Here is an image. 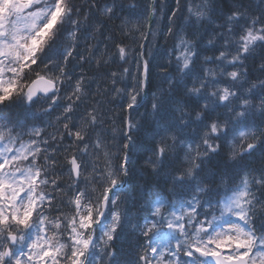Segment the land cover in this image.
Masks as SVG:
<instances>
[{
	"label": "snow or ice",
	"instance_id": "1",
	"mask_svg": "<svg viewBox=\"0 0 264 264\" xmlns=\"http://www.w3.org/2000/svg\"><path fill=\"white\" fill-rule=\"evenodd\" d=\"M220 2L174 0L158 31L148 5L146 29L122 20L116 41L106 21L135 3L90 0L81 19L71 0H0V264H264V0ZM144 171L169 195L140 215Z\"/></svg>",
	"mask_w": 264,
	"mask_h": 264
},
{
	"label": "trees",
	"instance_id": "2",
	"mask_svg": "<svg viewBox=\"0 0 264 264\" xmlns=\"http://www.w3.org/2000/svg\"><path fill=\"white\" fill-rule=\"evenodd\" d=\"M72 4L77 9H82L80 13V18H83V15L88 12V5L90 3V0H71ZM118 2L123 3L125 7L127 8L128 5H131L133 3L136 4V9L134 14H128L127 12L120 14V19H114L111 21H106V27H105V36H111L112 39L116 41H120L123 39V36L121 35L120 28L118 26L121 25V21L128 19L132 22V26H144L145 29L148 26L146 17H147V8L148 5H150V0H118ZM245 4L249 3V0H243ZM239 0H221L219 3V10L227 12L230 8H235L238 6ZM258 3V0H251V4L255 5ZM163 5V11H159L161 6ZM153 6L158 9L157 15L155 20L151 22V28L153 31H158L160 28L166 26L168 24L167 20V14L168 9L171 7H174V0H155L153 3ZM143 14V15H141ZM76 19L77 17H73ZM137 21H139V25L137 24ZM166 30V29H165ZM209 31L211 29L209 28ZM101 41L104 40V37H98ZM151 39V38H150ZM205 40H207V37H205ZM110 42V41H109ZM126 43L131 44V39H128L125 41ZM172 41L168 40L166 42L163 35H158L156 40L152 41V44L155 45L154 50L158 52V62L163 63L166 57H164L163 53L164 51L171 46ZM103 46V45H102ZM82 50V49H81ZM147 51V50H146ZM204 55H213L211 51L203 53ZM77 64L76 60L72 61V65ZM70 65L69 67H72ZM84 70L87 71L88 75L90 77L95 76L98 81H103V74L107 71H116L117 66L112 65L110 68L107 69H96L95 65L89 67L88 65H84ZM81 69L77 68L76 72L79 73ZM153 71H158V69H153ZM104 83H99V87L103 89ZM97 87L96 84L93 85V89ZM153 89H149V100L151 98V91ZM98 100H103L104 97L98 96ZM147 106V105H146ZM105 109L108 111V114L114 118V124L115 127L119 128L122 126V119L126 115L123 113L120 108L114 104H105ZM144 108H140L138 113H134V117H139L140 113L144 112ZM10 114L11 116L15 117L18 115H21V110L17 108H12L10 113L8 110H5V115ZM54 119V117H53ZM113 124V120H109V125L111 126ZM50 132L53 133L54 129L50 128ZM151 135V129L149 124L146 122L144 129L138 133L135 134L136 143L138 145V150L136 155L134 156V161L136 163L133 165L134 170L137 172L142 171L140 168L141 164L143 163V158H145L148 155V138ZM64 144L67 145L68 141L65 140ZM215 163V161L213 162ZM66 179V177H65ZM136 183L143 186L144 189V195L143 199L138 200L137 207L132 209L133 212H136L138 209L140 210V215H146V201L149 199L157 198L158 196L162 195H169L167 192V185L164 184L162 178H156L153 177L149 172L144 171L143 178L140 175H137L135 177ZM143 242L142 240L140 241ZM137 243L136 237L128 236L127 238H122L121 240H118L116 242V250L118 253V258L121 261L131 260L134 259L133 255V246Z\"/></svg>",
	"mask_w": 264,
	"mask_h": 264
},
{
	"label": "rangeland",
	"instance_id": "3",
	"mask_svg": "<svg viewBox=\"0 0 264 264\" xmlns=\"http://www.w3.org/2000/svg\"><path fill=\"white\" fill-rule=\"evenodd\" d=\"M48 132L51 133V132H50V128L48 129Z\"/></svg>",
	"mask_w": 264,
	"mask_h": 264
}]
</instances>
